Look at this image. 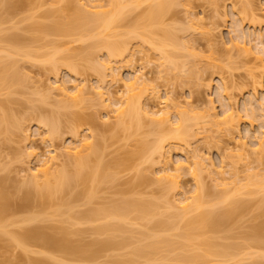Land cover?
<instances>
[{
    "label": "bare ground",
    "instance_id": "obj_1",
    "mask_svg": "<svg viewBox=\"0 0 264 264\" xmlns=\"http://www.w3.org/2000/svg\"><path fill=\"white\" fill-rule=\"evenodd\" d=\"M58 1L62 5V11L71 10L69 9L71 7V0ZM76 1L77 5H75L74 9L72 8L73 11L71 10V13L65 18L55 20L51 23L35 22L32 24V27L43 34L44 38L47 36H61L69 37L70 42H86L92 40V44L86 49L69 50L68 48L62 47L65 42L62 44L63 42L57 39H47L45 41H43V39L41 40L43 43H40L42 45L36 48L33 43L41 42L38 37L27 40L19 34L8 33L6 35H1L0 94L4 93L11 95L16 92L15 90L17 88L24 86L25 74L21 72L19 66L20 60H38L39 62H44L43 64H49L52 72H57L63 67L65 70L73 72L74 75L77 76L79 74L81 76L82 70L80 69L79 60H84L85 62L90 61L89 63H91L94 57V49L104 50L106 58L102 62H99L105 70H109L111 81L117 85V87H115V92H110L105 88L106 81L103 79L104 77H102V79L98 78L96 80L98 82L96 85H89L86 78H83L84 80L82 81H77L78 78H76L71 85L57 78L51 86H48L51 92L48 91L49 93H46L52 95L55 91L60 95V99H57L56 102L58 109L74 107L82 102L86 103L92 100L94 95L104 98L103 101L105 102V107H107L105 114L106 118L108 117L109 120L111 117L115 118L113 124L117 131L131 130V134L137 135L141 128L149 123L155 127H153V134L155 135L154 140L149 141L147 138H141L138 140L135 149L125 157L115 158V160L111 162H106L100 148L101 145L92 132H87L88 134L79 136L72 127V133L75 138L71 143L65 144L62 147L55 146L54 140L56 136H59L61 133L60 112H38L36 113L37 115L29 114L23 119L17 120V118L14 119L13 116L9 114L8 107L12 100L9 98L5 101L0 100V133L3 132L8 135L11 133L12 129L20 132L24 131V140L28 141L30 134L26 135L27 129H25V122L35 120L39 127L45 128L43 139L49 141L50 145H48V147H52L45 153L40 154L30 143L26 142L28 145L25 148V154L29 158V161L30 158L33 159H31L32 161H36L35 165L33 162V166L28 164L29 166L22 169L26 174L25 177L27 176L28 179L23 185H26L27 182V186L29 185V188L26 187V189H28L24 190V192L22 189V192L25 193L22 194V198L24 197L25 201L27 200L26 204H29L28 202L33 198L37 199V203L39 201L40 206L49 205V203L56 198V195L67 192L69 195L68 201L66 200L67 198L64 199L62 197V202L58 203L52 216L68 215V218L70 217V219L74 220V223L79 224L100 223V225L97 224L99 226H95L93 232L97 235L105 233L108 235L105 240L99 238L94 239L93 242H90L87 246H83L74 245L70 240L64 238L65 236L62 237L64 239L62 241L61 237L56 238L52 233L48 231H46L47 233L44 232L45 229H42L43 227L41 226L27 228L21 232L7 230L6 227L8 225L6 224L7 221L4 219L5 216H3V214L5 213L4 209L8 206V200H10L8 198L10 195L7 188L4 189L5 186L7 187V181L4 182L5 178H3L4 180L1 178L0 238L5 234L8 236V239H4V241H9L10 238V241H14L16 245L21 246L22 249H25L26 245L28 246V241L33 240L51 250H57L64 254H71L72 256L78 255L81 256L80 258H82V256L86 258L87 256L88 258L89 256H93L90 249L94 246H109L112 248L129 247V236H133L132 233L136 231L140 239L132 246L128 253L127 260H125L126 264H129L130 261L131 263L139 261L141 264H152L156 262L160 264H163L161 262L165 264H239L242 260H251L248 264H256L255 262H257L258 258L264 256V251L262 253L251 251L252 247L264 248L259 244V235L262 233L261 231L264 230L261 224H255L251 232L244 234L245 240L239 243H220L208 233L222 226L227 219L230 220V218H233L238 212L248 206L249 202L247 200L239 198L241 196L243 197L245 192L246 195L253 194L255 191L262 192L264 196V174L260 173L255 167L252 168V166H249L248 170L251 169V172L249 171V173H247L248 175L246 176L245 182H241L239 181L241 180L239 179L240 175L237 176L239 172L237 173V170L235 171L234 169V173L233 170H231L233 175H231V173L229 174L233 176L232 178L234 181L232 178H230L231 181H228L234 182V188L229 189L227 187L231 183L226 187L229 183L226 180L228 177H225V174L229 172L227 169L224 171L221 170L220 172L212 168H207L204 157L196 149L193 154L189 155V153H186V150H188L186 147H190L191 139L195 138L202 140L204 138L203 140L206 139L207 142V138H212L210 136L216 131H220V133L231 131L230 133H232L238 127H236V125H239L241 117L236 107L237 101H235V98H233L234 96L229 92V82L225 81V77H221L220 75L221 78L219 77V79L222 85L219 84V90L222 92L220 91L221 94L219 95L220 98L222 97L224 99L222 103L224 106L222 107V112L220 111L221 113H219L215 111L216 106L212 104L213 102L211 103V101H213L212 99H210L211 101L208 103V106L205 107L194 106V104L191 106V103L187 104L188 102L186 101L185 103L187 106H183L182 104L184 103L178 100L175 101L176 98L170 97L169 94L164 95V97L161 96L160 87L154 86L150 88L145 74L139 72L141 69L138 71L131 68L133 71L129 73L127 77H123L118 71L120 70V66L113 65L115 61L123 58L127 53H130L131 44L135 42V44L139 46L136 49L140 51V53L144 48L147 50L152 49L157 52L156 54L159 55L158 57L160 59L161 66L159 68L161 72L164 71L163 69L176 72L180 70L184 72L189 71L190 74H193L195 71L194 74L197 72L199 76V72H202L203 69L199 68L201 71L198 70V66L195 67L196 69L193 68L189 61H182L179 63V55L175 54L182 49V51L185 50V52H187L186 50H192L188 55L195 56V43H191L190 39L188 41L190 46L188 43L186 45V42H181L176 36L177 34L172 32L170 26H168L170 29L167 28L168 24L165 25L166 17L172 9L180 3V0ZM0 3L1 5L4 4L3 6H6L8 11L20 5H17L18 0H12V2L11 0H0ZM144 3H146L148 7L146 11H143V14L137 16V19L135 18V21L133 20L130 24L129 21L125 22L126 13L140 7ZM8 13H10V11ZM188 14L190 15H188L189 23L192 22L190 24L188 23V26L190 29H196L195 27L197 26L198 29V25L203 23L199 21L198 17V21L195 20V15L193 17L191 16L193 12L191 14V11L188 10ZM48 15H51V13H48ZM3 17L5 18V16L0 17V25L6 21ZM194 20L198 22V25H194ZM122 27L124 28L121 30L120 28ZM202 28H204L203 25ZM197 29L194 30V32L197 31ZM210 30L211 28L208 29L209 38L206 37L209 41L214 38L213 36L215 35L212 32L213 30L215 31L216 28ZM208 31L205 29V32L203 31L205 34H202L205 36L208 34ZM252 34L248 33L247 37V34L242 32L236 35L235 38L233 37L234 39L230 38L229 47H225V49L227 48L230 50V48H236V50L239 51L238 54L251 56V61H254L253 63L255 64L253 68H251L252 70L249 73V77L254 85H262V79L264 77V34L255 33L253 34V39H251L250 36ZM215 41L216 39L214 38L212 43ZM218 42L219 40H217L216 43ZM221 42L223 45V41ZM43 48H47V50L40 51V49ZM171 50L173 51L171 52ZM130 54L129 62H132L134 61V52ZM129 66L127 67L130 68ZM161 67H163V69H161ZM143 68L144 67H142V72ZM209 83H207L208 88L212 87L211 83ZM148 89H151L149 95H147ZM41 94L45 98L42 99L41 95H39L41 97L40 100L42 99L46 102L47 95L43 92ZM88 95H92V97ZM150 95L156 98V102L158 99V102H155L156 105H152L154 107L143 101L145 96L148 97ZM33 109L34 112H37L40 108L34 106ZM245 109L247 114L251 117L249 120L250 124H253L255 117L254 109H249L247 106ZM261 110L264 118V106ZM72 115L73 121L80 123L92 122L94 117L89 116V118L87 116L84 118L75 112L72 113ZM261 127L263 128V126ZM263 129L261 133L258 134V138L255 135L257 141H254L256 139L253 140L254 146H252V148L247 147L248 142H242L240 147L241 150L236 152L239 159L252 158L254 160L256 158L255 161H257L259 160L257 157H260V159L264 158ZM153 130L151 132H153ZM181 146H185L184 148H180V150H185L184 152L182 151L185 153V160H178V162H174L175 165H173L171 164L173 162L169 152ZM232 153L230 154L235 157V153L234 155ZM134 156L142 158V160L144 159L146 162L154 161V163H158L157 169L154 170L155 176L149 178V180H153V182L157 180L158 183L161 184L163 193L159 198L129 199V197H122L118 200H112L107 204L103 203L87 210L73 211L74 207L77 206V204L75 206L73 205L75 204L74 202L81 199L83 194V189L79 187L80 185L84 186L87 181L92 183L86 197L88 201H90L97 192L96 183L99 181H113V179H116L117 171L122 170L124 167H129ZM155 156L157 157L156 161ZM184 168L185 171L187 170L186 172H190L193 178L194 189L189 195L183 194V198H175L174 201H172L168 197L169 190L177 191L179 189L177 180L178 175L174 172L175 170H184ZM204 169L208 170L211 180L217 187V191L211 193L212 196H209L208 187L201 174ZM226 170L228 172H226ZM140 177H142L141 174H139V178ZM40 179L42 180L41 182ZM145 179L147 178H143L142 180ZM221 184L225 187L221 186ZM218 185H220L222 189L219 188ZM18 189L21 190V188ZM26 204L24 202V206ZM162 207H165L169 212L165 219H157L164 215V212L161 211ZM40 214H43V212L37 214L36 212H32L29 216H26L27 218L25 220L23 219V221L26 223L34 222L35 220L38 221ZM47 217H51V215H47ZM138 221L145 222L143 225L146 227L147 231L129 229V224H136ZM149 223L153 227H150ZM180 223H182V225H179ZM145 224L149 225L146 226ZM154 227L157 228V230L159 229V231H153ZM65 229L66 228H63L62 231H65ZM168 231H172V233H168ZM116 233V236L119 235L120 238L116 239ZM88 253H91L92 256ZM129 254L132 259L129 258ZM33 259L30 260L33 264H48L46 259Z\"/></svg>",
    "mask_w": 264,
    "mask_h": 264
},
{
    "label": "rangeland",
    "instance_id": "obj_2",
    "mask_svg": "<svg viewBox=\"0 0 264 264\" xmlns=\"http://www.w3.org/2000/svg\"><path fill=\"white\" fill-rule=\"evenodd\" d=\"M3 5H1L0 3V17L5 16V18H3L6 21L2 23V25H0V36L4 34L6 35L8 33H13L19 34L27 40H30L33 37H38L39 41L43 39V41L47 39H57L60 42H63L62 44H64L65 42L62 47L68 48L69 50L86 49L89 45L92 44V40H88L86 42H70L69 37L47 36L46 38H44L43 34L39 33L36 28L32 27V24L35 22L51 23L55 20H61L65 18L68 14L71 13V10L73 11L75 5H77L76 0H71V7L69 8L71 10L69 11H62V5L58 0H18V6L14 8L12 7L13 9L9 10L10 13H8V8ZM146 8H148L147 4L144 3L140 7L130 11L129 13H126L125 22L129 21L130 24L131 22H133V20L135 21V18L143 14V11H146ZM188 10L191 11V14L193 12L191 16L193 17L195 15V20H197L198 17L199 21L203 23L198 25V20H194V25L197 24L199 29L198 30L197 26L195 25V28L197 29V31L195 32L194 30L196 29H190V27L188 26V15L190 14H188ZM48 13H51V15H48ZM166 18L167 19L165 21V25L168 24L167 28H169L168 26L172 28V32L177 34L176 36L181 42H186L185 44L187 45L188 43V45L190 46V43L188 41L191 39V43H195V51L193 49V51L196 52L195 56L188 55V53L192 52V50H186L187 52H185V50L182 51V49L179 52L176 51L177 53L175 54L179 55V63L182 61H189L193 68L198 66V70H200L199 68L203 69L202 72H199L200 74L202 73L201 76L200 74L198 76L197 72V75L194 74L195 71L193 74H190L189 71L184 72L180 70L176 72L168 69H163V67H161V69H163L164 71L161 72L159 68L161 66L160 59L158 57L159 55L156 54L157 52L152 49L147 50L143 47L144 49L140 53V51L136 49L139 46H137L135 42H132L130 51V53L134 52V61L129 62V56L131 54L127 53V55H125L123 58L115 61L113 65L120 66V70L118 71L123 77H127L128 74L133 71L132 69L138 71L141 69L139 72L145 74L150 88L154 86L160 87L159 89L161 90V96L164 97V95L169 94L170 97L172 96L174 99L176 98L175 101L178 100L184 103H181L183 106H187L185 103L186 101L188 102L187 104L191 103V106H193L194 104V106L205 107L208 106V103H210L211 101L210 99H212L213 101H211V103L213 102L212 104L216 106L215 111L219 113L222 112V107L224 106L222 104L224 102V99L222 97L220 98L219 95L222 92L221 90H219V84L222 85L219 77L220 75L221 77H225V81L229 82L230 84L229 92L232 96H234L233 98H235V101H237L236 107L238 110V114L241 117L239 125H236V127H238L234 131L231 129L233 131L232 133H230L231 131L228 132L224 130V132L222 133H220V131H216L215 133H212V136H210L212 138H207V142L206 139L203 140L204 138L202 140L193 138L190 140V147H186V149H188L186 150V153H189V155L193 154V152H195L194 150L196 149L204 157L207 168H212L213 170L220 172L221 170L224 171L225 169H227L229 172L226 170V172L228 173L225 174L224 172V174L226 175L224 176L229 178L226 179L227 182H229L228 184L225 180L227 184L226 187L231 183L229 185L231 187H227L229 189L234 188V180L232 178L233 176H231L233 175L231 173V170H233L234 173L236 170L237 173L239 172L237 176L240 175V178H238L241 179L239 180L241 182H245L246 176L248 175L247 173H249V171L251 172V169L248 170L249 166H252V168L255 167L260 171V173L264 174V158L260 159V157H257L259 158V160L255 161L256 158L254 160L252 158L239 159V157H237L236 155V152L241 150L240 147L242 145V142H248L247 147L252 148V146H254L253 140L256 139L254 141H257L258 134L261 133L262 129L264 128V118L262 115L263 112L261 110L264 106V77L262 79V85H254L249 77V73L252 70L251 68H253L255 64L253 63L254 61H251V56L238 54L239 51H237L236 48H230V50L232 49L231 51L227 49L230 44L229 40L231 41L233 37L235 38L236 35L241 34L242 32H245L247 34V37L248 33L264 34V0H180V3L172 9V11ZM202 25L206 29V31H208V29L210 28L211 30L216 28V30H213L212 32L215 35L213 37L216 39L214 43H212L214 39L213 37V39L210 40L211 42L206 38H209V31L208 34H206L205 36L203 35L205 34L203 33V31L205 32V29L202 28ZM123 28L124 27L120 29L122 30ZM253 34L250 36L251 39H253L254 37ZM217 40H219L218 43H216ZM43 41L35 42L33 43V45L36 48H39V45H42L40 43H43ZM221 41H223V45L225 46L222 45ZM225 47L227 48L225 49ZM46 50L47 48L40 49V51ZM94 50V57L92 58L91 63H89L90 61H87L89 63L88 64L84 60H79L82 74L81 76L78 74V77L74 75L73 72L65 70V68L63 67L60 68L57 72H52L50 70V65L43 64L44 62L42 63L38 60H20L19 66L21 68V72L25 74L24 86L17 88L15 90L16 92L12 93L11 95L1 93L0 100L5 101L8 98L12 100L11 103H9L8 107L9 114L12 115L14 119L17 118V120H21L29 114L37 115L36 113L38 112H60L61 133L59 136H56L54 140L55 146L57 145L62 147L65 144L67 145L71 143V141L75 138L72 133L73 129L79 136H83L84 134L92 132L95 134V138L101 145L100 148L103 152L102 154L104 160L106 162H111L112 160H115V158H123L128 153L132 152L135 149L139 139L147 138L149 141H153L155 136L153 134V129L155 127L147 123L139 131L141 133L138 132L139 135L131 134V130L117 131L114 128L113 124L115 118L111 117L110 120L108 119V117L106 118L105 114L107 107H105V102L103 101L104 98L97 97V95H94V97H92V95H88L93 99L89 101L86 100V103L82 102L74 107L58 109L56 102L57 99H60V95H58L54 90V92L52 91L54 94H48V91L51 92V89L49 90L48 86H51V84L57 78L58 80L60 79V81H66L69 85L74 83L76 78L79 79H77V81H82L86 78V81L89 85H96L98 83L96 80L98 78L102 79V77H104L103 79H105L106 81L105 88H107L110 92H115V87H117V85H115L111 81L109 70H105L100 65V62H102L106 58L105 52L104 50L99 49ZM172 51L173 50H171V52ZM127 66H129L130 68H128ZM141 66L144 67L143 72ZM209 82L212 86L210 88L207 87V83ZM108 83L110 88L108 86ZM42 92L47 95V97L50 96L49 98L46 97V102H44L45 100H42L45 98L42 96ZM150 93L151 89H148L147 95H149ZM39 95H41L42 97L41 100V97ZM143 101L150 106H155L158 102V99L156 102V98L150 95L148 97L145 96ZM244 104L247 106V108L254 109L255 117L253 120V124H250L249 122L251 117L247 114V111H245L246 106ZM34 106H38L40 109H38L37 112H34ZM74 112L80 114L84 118H86L87 116L94 117L92 122L80 123L73 121L72 113ZM36 123L37 122L35 120H32L31 122H25V129H27L26 135L30 134L28 141L24 140V131L20 132L12 129L11 133H9L8 135L3 132L0 133V179L2 178V180H4L3 178H5L4 182L7 181V187L4 184V189L7 188L10 195H7L9 196V198H7L10 200H8V206L6 205L7 207L6 209H4L5 215L3 214V216L6 217H4V219H6V224L8 225L6 229L15 232H21L22 230L27 228L41 226L43 227L42 229H45L44 232L48 231L52 233L53 236H56V238L61 237L62 241L64 240L62 237L65 236L64 238L70 240L74 245L87 246L88 244H90V242H93L94 239L98 238L101 240H105V238L108 237L107 233L97 235L93 232L95 226H99L100 223L79 224L74 223V220L70 219V217L68 218V215L52 216L54 209L57 207L58 203L62 202V197L64 199L67 198L66 200L68 201L69 195L67 192L56 195V198L53 199L54 202L52 200V202H50L52 204L49 203V205L47 204L40 206L39 201L37 203V199L33 198L30 199V201L28 202L29 204H26L27 200L25 201L24 197L22 198V194H25L23 193L24 190H27L29 188V185L27 186L28 182L26 183V185H23L28 179L27 176L25 177L26 174L22 169H25V167L29 165L33 166V162L34 165L36 164V161H32V158H30L29 161V158L25 154V148L28 145L27 143H30L40 154L45 153L47 150H50L52 148L51 146L48 147V145H50L49 141L43 139L45 128L39 127ZM261 126H263V128ZM152 130L153 132H151ZM255 135L257 138L255 137ZM184 147L185 146H181L178 149H173L171 150V152H169L171 160L173 162L171 164L175 165L178 160H185L186 156H184L185 153H183L185 150H180V148ZM230 153H232L233 155L235 153V157ZM228 154H230L232 157ZM257 156L260 155L258 154ZM156 158L157 157L155 156V161L157 160ZM132 159L133 161H130L131 163L129 164V167H124L122 168V170H118L119 173L116 170L117 168L115 169L117 171V174L115 177L116 179H113V181L109 180L97 182V192L96 194H94V198H91L90 201H88V198L86 197L88 195L90 187L92 186V183L90 181H87L84 186L80 185L79 187L83 189V194L81 199H79L78 201L76 200V202L73 201L75 204L71 202L74 206L77 204V206L74 207L73 211L87 210L91 207H96L103 203L107 204L112 200H118L122 197H129V199L159 198L163 193L161 184L158 183L155 178L154 179L156 180V182H153V180H149V178H153V176H155L154 170L157 169L158 163H154V161L146 162V160L137 158V156H134ZM222 165H224L225 167ZM186 171L185 168L184 170H175L174 173L178 175L177 180L179 189L177 190L178 192L176 190H169L168 197L170 198V200L174 201L175 198H183V194L189 195L194 189L193 178L190 172L188 173ZM229 173H231V175ZM139 174H141L143 178L147 179L142 180V177H140L142 178L140 179ZM201 174L205 184L208 187L209 196H212L211 193L217 191V187L211 180L210 174L208 173L207 169H204ZM230 178H232V182H230ZM41 181L42 180L40 179V182ZM218 186L219 188H221L220 185ZM221 186L223 185L221 184ZM26 187L28 188L26 189ZM18 188H21V190H19ZM245 193L243 197L241 196L239 198L247 200L249 202L248 206L238 212L237 215H235L233 218H230V220L227 219L222 224V226L208 233L216 241L220 243H239L245 240L244 234H248L249 232H251V229L255 224H261V226H263L262 229H264L263 193L256 191L253 194L246 195ZM23 201L26 204L25 206ZM161 211L164 212V215L158 217L157 219H165L169 212L165 207H162ZM32 212H36V214L39 212H43V214L39 215L40 218H38V221L35 220L34 222L30 223L24 222L23 219L25 220L27 218L26 216H29V214ZM47 215H51V217H47ZM143 223L145 222L138 221V223L136 224H129V229L138 231L144 230L145 232L146 227L143 225ZM149 224L145 225L147 226ZM179 225H182V223H180ZM150 227L153 226L150 224ZM63 228H66L65 231H62ZM154 230L156 231L157 228L154 227L153 231ZM157 231H159V229ZM261 232L262 233H260L259 235V244L264 247V230H262ZM168 233H172V231H168ZM116 235L117 233L115 234V236ZM132 235L133 236H129V247L124 246L122 248H112L109 246H94L90 249L91 253H93V256L91 253H88L92 257L89 256L87 258L86 256V258H84L85 256H82V258H80L81 256L78 255L72 256L71 254H64L57 250L48 249L33 240L28 241L29 244L28 246L26 245L27 249L25 248V250L24 248L22 249L21 246L16 245L14 241H10V238L9 241H4V239H8V236L4 234L1 236L2 239L0 238V264H33L30 261L33 258V260L46 259L48 264H126L125 260H127L126 258L128 257V253L130 252L132 246L136 244V242H138V240L140 239L136 231H134ZM117 238H120L119 235L116 236V239ZM251 251H258L259 253H262L264 251V248L260 249L259 247H252ZM130 256L131 255L129 254V258ZM130 259H132V257ZM249 261L242 260L241 262H239V264H248ZM138 262L131 263L130 261L129 264H141V262ZM161 263L165 264L164 262ZM255 263L264 264V256H260ZM152 264L160 263L156 262Z\"/></svg>",
    "mask_w": 264,
    "mask_h": 264
}]
</instances>
